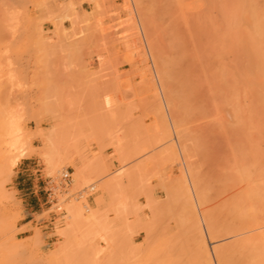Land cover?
Returning <instances> with one entry per match:
<instances>
[{
	"label": "rangeland",
	"instance_id": "obj_1",
	"mask_svg": "<svg viewBox=\"0 0 264 264\" xmlns=\"http://www.w3.org/2000/svg\"><path fill=\"white\" fill-rule=\"evenodd\" d=\"M44 1L0 0V124L12 121L25 151L7 169L8 158L18 152L7 153L8 138L0 135V221L5 208L12 221L0 232V264H189L191 251H195L193 260L189 256L192 264L195 259L202 264V239L212 264L219 263L215 254L219 246L223 248L219 255L226 251L228 260L243 264L254 244V234L249 232L257 233L264 224L242 232L238 225L243 219L236 218L237 225L234 217L226 216L235 213L229 200L234 195L229 198L227 194L231 187L229 192L219 187L229 184L223 185L221 179L234 172L233 162L242 164L241 160L246 162L252 156L246 142H252L253 150L264 149V133L258 132V114L252 113L256 110L254 91L242 96L230 88L233 83L228 84L231 92L222 93L219 87L226 77L239 86L238 73L246 62L238 46L230 52L222 49L218 53L222 56L217 57L222 72L217 71L212 51L220 46L218 31H223L221 4L225 0L215 4L210 0H87L89 7L80 13L67 0L50 18L40 15ZM45 19L51 20V28L43 27ZM63 20L68 21L66 27ZM208 55L215 58L214 69H210L218 72V79L209 69ZM235 94V101L238 97L256 121L248 118L252 124L246 122L249 125L244 127L240 122L230 124H238L244 133L251 129L254 140L246 139L248 133L238 135L243 134L246 141L242 136L237 139L242 141L240 147L246 143L245 155L236 146L237 128L229 130L230 122L223 119L224 109L230 108L225 103L234 104ZM157 120L169 127L161 130ZM254 131L258 132L255 136ZM77 168H84L82 182L76 178ZM65 170L70 181L54 189L57 204L52 203L47 198L49 181L58 182ZM20 173L24 174L19 178ZM110 178L111 188L106 189ZM125 184L127 207L122 195ZM222 190L225 195L218 193ZM203 192L206 198L200 200L205 195H197ZM27 193L33 199L30 210L24 202ZM223 197L230 203L226 205ZM235 199L233 205L238 203ZM70 203L83 206L86 217L92 208L97 209L96 217L72 224L67 232ZM212 213L220 226L210 224L216 221L211 222ZM230 224L231 230L234 225L242 230L236 227V233L230 234ZM180 247L186 248L187 256H180L185 252Z\"/></svg>",
	"mask_w": 264,
	"mask_h": 264
},
{
	"label": "bare ground",
	"instance_id": "obj_2",
	"mask_svg": "<svg viewBox=\"0 0 264 264\" xmlns=\"http://www.w3.org/2000/svg\"><path fill=\"white\" fill-rule=\"evenodd\" d=\"M216 1H219L220 3H221V0H210V2H211V4H215L216 3ZM262 1V0H261ZM261 1H259L258 2V0H225V1H222V2H225L224 4L222 3L221 5H222V7H224L223 9H222V11H223V13H222V11H221V14H222V19L224 20V21H222V22H225V23H222V22H220V24H222L221 26H220V29H223V31L221 30V31H218V32H220V33H218V40L220 41L219 43V45L218 44H216L217 43V41H216V37H215V44H216V47L217 46H219V48H216L217 50L215 51V49L213 48V51H212V54H214V55H212L213 57L215 56V58H213V59H211V57L209 58V55H208V59H207V61H209L210 63L212 62V64H209L208 66H209V69H210V67L212 66V65H214L215 64V62H214V59H215V61L217 62V60H218V56H220L218 53H220L221 52V50L223 49V51H228V52H230V50L232 49H234L235 48V46H236V48H237V46H238V48H239V51L240 52H242L243 54V60L245 59V63H243L242 62V65H241V67L242 68H240V71L239 72H241V69L243 70L242 71V73H238V78L240 79V80H237V82L239 81V86H235V81L233 82V80H232V78H230V77H226L228 80H226V78H224L226 81H224V79H221V80H223V82H221V84L219 83V87H220V90H222L221 92L222 93H224V91L225 90H227V89H229V87H230V85H228V84H232L231 85V87L230 88H234V89H236V91L234 90L233 92H240V94H242V96H244V95H249L250 93H252L253 91H254V93H255V99H256V108H254V109H256V110H252V113H254V115L256 116V114H258L256 117V121L258 122V123H260V127L258 128V132H262V133H264V4H262L261 5ZM209 2V1H208ZM209 2V3H210ZM218 2V3H219ZM220 3L218 4V5H220ZM262 3H264V1H262ZM210 4V5H211ZM260 4V5H259ZM221 5L220 6H218V8H221ZM223 24H224V26H223ZM223 26V27H222ZM222 27V28H221ZM214 34H216V33H214ZM215 36V35H214ZM213 38V37H212ZM211 38V39H212ZM213 42V43H214ZM215 44H213V46L212 47H214V45ZM225 48V49H224ZM226 48H227V50H226ZM216 52V53H215ZM211 53V52H210ZM221 53H223V52H221ZM224 55V54H223ZM222 56V55H221ZM220 56V57H221ZM245 57V58H244ZM248 57V58H247ZM161 58V57H160ZM210 59L212 60V61H210ZM166 62V61H165ZM209 62H207V63H209ZM220 62V61H219ZM166 63H168V62H166ZM214 63V64H213ZM218 63V62H217ZM217 63H216V65H217ZM222 63V62H221ZM224 63V62H223ZM222 63V64H223ZM245 64V65H244ZM170 65V64H169ZM165 66V65H164ZM187 66V65H186ZM224 66V65H223ZM183 67V66H182ZM188 67V66H187ZM214 66H212V68H213ZM219 67V68H218ZM212 68L210 69L211 71H212ZM217 68H218V72H222V67L220 66V63H218V66H217ZM221 68V69H220ZM224 68V67H223ZM164 67H163V69H162V67L160 68V70H163V73L165 72L164 71ZM167 69V71H168V67L166 68ZM171 69L172 68H170V71H171ZM214 69V68H213ZM173 70V69H172ZM225 70V69H224ZM174 71H175V69H174ZM173 71V72H174ZM214 71V70H213ZM212 71V72H213ZM216 71V74H214V72H213V76L215 77L214 79H218V72ZM169 72V71H168ZM172 72V71H171ZM211 72V73H212ZM176 73V72H175ZM223 74H226V73H224V71H223ZM239 74H241V75H239ZM217 75V76H216ZM227 75V74H226ZM167 76V75H166ZM221 76V75H220ZM228 76V75H227ZM241 78H240V77ZM162 77H164V76H162ZM168 78V77H167ZM237 78V79H238ZM164 79V81L166 80L165 78H163ZM220 79H219V81H220ZM234 79V78H233ZM230 80V81H229ZM231 80H232V82H231ZM236 80V79H235ZM183 81V80H182ZM228 81V82H227ZM227 82V84H225V85H227V86H225L224 85V83H226ZM230 82V83H229ZM222 84H223V86L226 88V89H224V87H221L222 86ZM253 84V85H252ZM221 85V86H220ZM228 87V88H227ZM224 89V90H223ZM232 91V89H229L228 91ZM239 90V91H238ZM154 91H156V90H154ZM230 91V92H231ZM253 93V94H254ZM175 94V95H174ZM173 95L176 97L177 96V94L176 93H174ZM227 94V93H226ZM224 95L225 94H223L221 97H223V99H224ZM231 95H233L232 93H231ZM172 96V95H171ZM174 96H172L171 97V99L172 98H174ZM227 96V95H226ZM234 96V95H233ZM228 97H229V95H228ZM228 97H226V99L228 98ZM170 98V97H169ZM168 98V99H169ZM236 99V94H235V97H233V99H232V102H234V104H228L229 102H227V104L225 103V105L226 106H228V107H230L228 110L227 109H224V112H223V119H227L228 121H226L227 123L228 122H230L229 123V125L232 123V124H234L233 122H235V123H238V124H240L241 123V125H242V127H244V125H249V124H246V122L248 123H250V124H252V122H250L249 120H248V118H250V120L251 121H253L254 120V117L249 113V112H247V113H249V116L251 115V117H253V118H251V117H249L248 116V114L245 112V108L243 107V105L240 103L241 102V100H238V97H237V100L235 101V99ZM246 98V97H245ZM228 100V99H227ZM229 100L231 101V99L229 98ZM228 100V101H229ZM157 102V101H156ZM224 102V101H223ZM235 102H239L240 104H238V103H235ZM158 104V103H157ZM156 104V107L158 106ZM161 103H159V105H160ZM236 104H238L237 106L239 107V109L237 108V106H236ZM225 106V107H226ZM241 106V107H240ZM159 107V106H158ZM161 107H162V105H161ZM224 107V106H223ZM237 110H236V109ZM241 108V109H240ZM158 108H156V110H157ZM231 109V110H230ZM236 110V111H232V110ZM161 110H163V109H161ZM225 110H227V111H225ZM239 110V112H237ZM241 110V111H240ZM229 111V112H228ZM247 111V110H246ZM254 111H257V113L256 112H254ZM226 112V113H225ZM230 112H233V115H230L229 113ZM237 112V113H236ZM158 113H159V109L157 110V112H156V115H158ZM238 113H240L239 115H238ZM243 113V114H242ZM227 114H229V115H227ZM245 114V115H244ZM165 115V114H164ZM226 116V117H225ZM231 116V118L229 119V117ZM234 116V117H233ZM237 118H236V117ZM177 117H178V115H176V120H177ZM181 116L179 115V119H181L180 118ZM158 118H160L159 117V115H158ZM157 118V119H158ZM233 118V119H232ZM237 119L236 121H235V119ZM163 119V118H162ZM258 119V120H257ZM160 120V119H159ZM176 120H175V122H176ZM231 120V121H230ZM232 120H234V121H232ZM158 121V120H157ZM255 121V120H254ZM253 121V122H254ZM255 121V122H256ZM10 122H12V121H3L1 124H0V135H5L6 136V138H8V139H5V142H6V147H5V151L8 153V152H18V154H16V155H13L12 157H9L8 158V163L6 164V168L7 169H11L12 167H13V165L14 164H16V162H17V160L19 159V157H22L24 154H25V151H24V149L22 148V146H21V144H19V141H18V138L16 137V131L18 130L16 127H14V125H12V123H10ZM165 122V121H164ZM178 122V121H177ZM226 122H224V123H226ZM240 122V123H239ZM158 123H160V121H158ZM162 123H163V121H162ZM162 123H160V126L162 127V125H163V129L159 126V128L161 129V130H165V129H167V127H169V126H166V124H165V126H166V128H164L165 126H164V124H162ZM257 123V124H258ZM176 124V123H175ZM237 124V126L236 125H230V127H229V125H227V128L230 130V128H232L231 130H234V128H237L238 129V131H237V129H236V135L238 136L240 133H244V131L242 132V131H240V127H239V125ZM256 124V123H255ZM178 125V124H177ZM226 125V124H225ZM176 126V125H175ZM256 126V125H255ZM169 129V128H168ZM249 129V128H248ZM245 129V132L246 131H248V132H246V133H244L245 135H247V133H248V136H245L246 137V139L247 140H249V138L251 137H253L251 134L252 133H250L251 132V129ZM255 129V128H254ZM254 129H252V130H254ZM168 131V130H167ZM227 132H228V130H227ZM253 132V131H252ZM255 132L256 131H254V133H253V135L255 136ZM258 132H256V133H258ZM162 133V132H161ZM164 134H166L165 132H163ZM162 133V134H163ZM170 133V132H169ZM261 133V134H262ZM232 135H234L235 136V134L232 132L231 133ZM243 135V134H242ZM242 135H240V136H242ZM250 135V136H249ZM240 136H238V137H236V146H238L239 147V151L241 152H239V151H237V152H239L240 153V155H242L243 153H242V149H244V148H246L247 146L249 147V148H251L252 150H251V152L253 153V154H251V152H250V150L248 151V153H250L249 154V156L250 155H252V156H250L251 158H253V159H250V157H247L248 159H246V162L244 161V160H241V162H242V164L240 165L239 164V161H238V164L237 163H235V162H233L232 164V166H235V168L233 169V171L235 172V173H237V175L238 176H236V174H230L229 176H231L229 179L227 178V177H229V176H227L226 178L225 177H223L222 179H221V181H224V183H223V185L225 184V183H228L229 182V184H225L226 185V187H224V188H221V184H222V182L221 181H219V184H218V186H220L219 188V190H221V189H225L226 190V192H229V193H227L228 195H229V198H230V196H232V195H234V196H232L229 200H230V202L228 201V199H227V201L230 203V205L233 207V206H235L234 207V211H235V213H232L231 215H226L227 216V218L230 216V218H233V220H235L236 218H238V219H240L241 218V223L240 222H236V220H235V222L237 223V225L238 226H240V225H242V229H243V231L242 232H244V231H246L245 229L247 228V230L249 231V229L248 228H255V226H256V228H258V227H260L262 224H264V152H262V150H264V149H259V150H253L254 148H252L253 147V144H252V142H250V141H248V142H246V143H250V144H252V146L250 145V144H248L247 146L245 145L246 143H242V145L243 146H239V144H241L240 143V141L238 142L237 141V139H239V137ZM261 136V135H260ZM260 136L258 137V138H260ZM262 136H264V134H262ZM170 137V136H169ZM243 137V136H242ZM244 138V137H243ZM242 138V139H243ZM251 138H250V140H251ZM255 138V137H254ZM168 139V138H167ZM246 139L244 138V141H246ZM253 139V138H252ZM262 139H264V137H262ZM261 139V140H262ZM254 140V139H253ZM171 141V140H170ZM242 142V141H241ZM170 144H172V143H170ZM246 147H245V146ZM172 147V146H171ZM248 148V149H249ZM188 150H189V148H187ZM238 149V148H237ZM247 149V148H246ZM257 149V148H256ZM262 152V153H260V152ZM255 152H259V153H255ZM245 154H246V152H245ZM245 154H243V155H245ZM55 155H53L52 156V160H54V162H55V159L53 158ZM256 156V157H255ZM243 157V156H242ZM255 158V159H254ZM243 159H245V157H243ZM249 160V161H248ZM81 161V160H80ZM86 161H88V160H86ZM84 163V162H83ZM82 164V163H81ZM85 164V163H84ZM239 165V166H238ZM85 167L87 166V164H85L84 165ZM88 167V166H87ZM86 167V168H87ZM85 168V169H86ZM90 168V167H89ZM237 168V169H236ZM78 169V168H77ZM84 169V168H83ZM83 169L82 168H79L78 170H76L77 171V173H76V178H77V180H82L83 179ZM87 170H89V169H87ZM237 170H238V172H237ZM126 173H127V171H125ZM194 174V173H193ZM192 174V176H194ZM234 175V176H233ZM237 178H236V177ZM182 177V176H181ZM197 177V176H196ZM235 177V178H234ZM225 178V179H224ZM219 179V178H218ZM224 179V180H223ZM232 179H234L233 181H231ZM183 180H184V178H183ZM226 180V181H225ZM228 180V181H227ZM240 180V181H239ZM243 182H242V181ZM112 181H113V178H110V179H108L107 181H106V183H107V185H105L106 186V189H108V188H111V185H112ZM181 181V180H180ZM199 181V180H198ZM218 181V180H217ZM82 182V181H81ZM195 182V181H194ZM216 182V181H215ZM221 182V183H220ZM239 182V183H238ZM80 183V182H79ZM183 183V182H182ZM181 183V184H182ZM186 182H185V180H184V184H185ZM234 183V184H233ZM242 185H241V184ZM180 184V183H179ZM203 184V183H202ZM239 184V185H238ZM178 185V184H177ZM176 185V186H177ZM187 185V184H186ZM209 185V184H208ZM228 185H230V186H228ZM107 186H110V187H108L107 188ZM124 187H123V189L125 188V186H126V189H124V191L122 190V195L124 196L123 197V201H124V207H127L128 206V203H129V199H128V195L129 194H127L126 195V193H128L127 191V184H125V185H123ZM175 186V187H176ZM188 186V185H187ZM200 186V185H199ZM207 186V185H206ZM205 185H204V187H206ZM217 186V187H218ZM174 187V188H175ZM203 187V189H206V188H204ZM208 187V186H207ZM223 187V186H222ZM231 187V188H230ZM209 188V187H208ZM207 188V189H208ZM227 188H230L231 190H229V189H227ZM232 188H233V192H231L232 191ZM176 189H178V188H175L174 190H176ZM179 189H181V187L179 188ZM203 189H201V191L203 190ZM125 190H127V191H125ZM225 190H222V192L220 191H218V193H224V191ZM229 190V191H228ZM200 191V192H201ZM216 192H217V190H215ZM236 191V192H235ZM238 191V192H237ZM124 192V193H123ZM180 192H181V190H180ZM206 192V191H205ZM207 192H209L208 190H207ZM207 192H206V194H207ZM225 192V193H226ZM235 192V193H234ZM225 193H224V195H225ZM197 193H195V195H196ZM200 194V193H199ZM232 194V195H231ZM201 195L202 196H204L205 195V193L203 192V194H200V195H197V198H198V196H200L201 197ZM209 195V194H208ZM219 195V194H218ZM221 195V194H220ZM235 195H237V197L235 196ZM209 197V196H208ZM228 197V196H227ZM236 199H235V198ZM99 198L101 199V201H102V198L99 196ZM99 198H97V199H99ZM204 198H206V195L204 196V197H201L200 198V200L201 199H203V200H205ZM225 197H223V200H224V202H225V204L227 205L228 204V202H226L225 201V199H224ZM232 198H233V200L235 199V201L236 202H238L237 204L236 203H234V201H233V203H234V205L232 204ZM191 199V198H190ZM222 200V201H223ZM190 201H192L193 202V200H190ZM199 201V200H198ZM209 201V200H208ZM244 201V202H243ZM247 203H246V202ZM71 202H74V201H71ZM191 203V202H190ZM202 203H203V201H202ZM204 203H205V201H204ZM222 203V202H221ZM220 203V204H221ZM240 203V204H239ZM244 203V204H243ZM79 204H80V202H79ZM192 205V203L190 204V206ZM225 205V206H226ZM229 205V206H230ZM242 205H243V207H242ZM80 206L81 205H78L77 203H70L69 205H68V207H67V209H66V211H67V214H68V216L70 217V222H69V226L67 227V232H69V231H71L72 230V224H78L80 221H84V222H87V221H89V220H92L94 217H96L95 216V214L97 213V209H95L94 210V208H92L91 209V211L89 212V214L87 215V217L86 216H83V214H82V208H83V206L80 208ZM86 206V205H85ZM84 206V207H85ZM189 206V207H190ZM193 206V205H192ZM191 206V207H192ZM221 206H223V205H221ZM230 206V207H231ZM241 206V207H240ZM249 207V208H247L248 210H247V212L245 211L246 210V207ZM190 207V208H191ZM227 207V206H226ZM230 208V209H233V208ZM237 207H239V209H237ZM193 208V207H192ZM221 208H223V207H221ZM216 209H217V207H216ZM227 209V208H226ZM237 209V210H236ZM245 209V210H244ZM93 210V211H92ZM218 210V209H217ZM239 210H240V212H242V213H240L239 212ZM84 211V210H83ZM101 211V210H100ZM213 211V210H212ZM212 211H210V212H212ZM220 211V210H219ZM223 211V210H222ZM229 210H227V212H228ZM194 212H195V210H194ZM221 212V211H220ZM230 212V211H229ZM232 212H233V210H232ZM236 212H238V214H236ZM206 213V212H205ZM216 214H218V212H215ZM231 213V212H230ZM6 214H7V209L5 208V210H3V214H2V217H1V221H0V232H3V231H6V229L8 228V227H10L11 225H12V221H11V219H10V217H6ZM208 214V213H207ZM222 214V213H221ZM221 214H220V216H221ZM236 214V215H235ZM244 214V215H243ZM195 215H196V213H195ZM210 215V213L208 214V216ZM236 217H235V216ZM211 216V215H210ZM213 216H215V217H213ZM225 216V215H224ZM223 216V217H224ZM226 216L224 217V219H226ZM238 216H242V217H238ZM213 217V218H212ZM212 221L211 222H213L214 220H216V219H214V218H216V217H218L217 215H215L214 213H212ZM197 218V217H196ZM208 220H209V218H207ZM223 218H221V220H222ZM195 220V219H194ZM197 220H198V218H197ZM220 220V221H221ZM229 221H231V220H229ZM237 221H239V220H237ZM219 221L218 220H216L214 223H210L211 225L212 224H216L217 223V225L218 226H220L219 225V223H218ZM228 222V221H227ZM234 222V221H233ZM235 222L234 223H232V224H235ZM192 223H193V221H192ZM195 223V222H194ZM197 223L198 222H196L195 224H196V226H198L199 225V223H198V225H197ZM208 223V222H207ZM225 223V222H224ZM262 223V224H261ZM194 224V225H195ZM209 224V225H210ZM225 224H227V223H225ZM228 224H229V222H228ZM227 224V225H228ZM193 225V224H192ZM193 225V226H194ZM208 225V226H209ZM210 225V226H211ZM237 225H234L235 226V228L237 227ZM259 225V226H258ZM196 226H195V228H196ZM209 226V227H210ZM215 226V225H214ZM208 227V228H209ZM216 227V226H215ZM215 227H213L212 226V228H215ZM222 228H223V230H224V224H222V226H221ZM226 228L228 227V226H225ZM218 227H216L215 229H217ZM221 228V229H222ZM228 228H230L229 229V233L230 234H232V231L235 229H233V230H231L232 228H231V224H230V226L228 227ZM238 228V229H237ZM236 229L237 230H239V232L242 230V229H240L241 227H237ZM245 228V229H244ZM197 229V228H196ZM200 229V228H199ZM211 229V228H210ZM209 229V230H210ZM236 229L234 230V231H236ZM212 230V229H211ZM220 230V229H219ZM226 230V229H225ZM253 230V229H252ZM264 231V229H262V227L259 229L258 228V230H256L257 231V233L255 232V230H253L254 231V233L252 232V231H250L249 233L250 234H254V235H251V237H253L254 236V240H253V249H252V252H251V254H248V256H247V258L249 259L248 261L247 260H245V259H247V258H245L244 259V262L246 261V263H244L243 262V264H264V232H262V231ZM197 231H199V230H197ZM221 231V230H220ZM234 231H233V233H234ZM200 232V231H199ZM210 232V231H209ZM223 232V233H222ZM221 232V234H219V235H223L224 234V231H222ZM238 231H237V233H239ZM241 232V233H242ZM217 232L215 231L214 232V235L216 234ZM220 233V232H219ZM227 233H228V231H227ZM229 233H228V235H229ZM236 233V232H235ZM234 233V234H235ZM249 233H248V235H249ZM211 234H212V236H213V231L211 232ZM247 234V233H246ZM217 235V234H216ZM225 236V235H224ZM241 236V235H240ZM216 237V236H215ZM251 237H250V235H249V238H250V241L253 239H251ZM204 238V237H203ZM238 238H239V235H238ZM241 238H242V236H241ZM243 238H246L245 237V234L243 235ZM191 239V238H190ZM190 239L188 240V239H186V240H188V241H190ZM194 239V237H192V239H191V241ZM203 240V242H201V243H205V240L204 239H202ZM247 240H248V242H247ZM190 241V242H191ZM196 241V240H195ZM239 241L241 242V239H239ZM247 243H249V239H248V237L246 238V240H245ZM240 242H238V243H240ZM242 242H244L243 241V239H242ZM129 243V242H128ZM127 243V244H128ZM194 243V240L192 241V244ZM245 243V242H244ZM244 243H241L242 244V246H243V244ZM188 244H189V242H188ZM202 244V246H204L205 248H206V243L203 245ZM234 244V243H233ZM129 245V244H128ZM185 245V244H184ZM248 245V244H247ZM133 246V245H132ZM194 246V245H193ZM232 246V245H231ZM251 246V247H252ZM126 248L127 247H129V246H125ZM204 247H201V249H202V254H201V261H202V264H212V260H210V258H211V256L209 257V254H208V252H206V250H203V249H205ZM219 247H221V246H219ZM219 247H217V249H219L218 251H219V253H218V251L217 250H215V254H218V256H219V261H218V259H217V261L216 262H219V263H217V264H232V260L229 258V260L225 257V253H227L226 251H225V253H224V251H222L223 253H222V255H219V254H221V250L223 249H220ZM224 247V249H225V246H223ZM236 247V246H235ZM244 247V246H243ZM126 248H124V249H126ZM194 248H195V246H194ZM228 248V247H227ZM227 248H226V250H227ZM183 250V247H180L178 250ZM207 249V248H206ZM242 249V248H241ZM127 250H129V249H127ZM127 250H124V251H127ZM229 250V249H228ZM232 249L230 248V250H229V252L231 251ZM235 250H238V248L237 249H235ZM183 251H185L184 253H183ZM183 251H180V253H183L182 255L180 254V256H187V255H184L185 253H187V250H186V248L184 247V250ZM200 251V250H199ZM234 250H232V252H233ZM244 251V250H243ZM128 252V251H127ZM190 252V251H189ZM195 251H191L190 253H189V256H194L195 255V253H194ZM228 252V253H229ZM236 252V251H235ZM240 252V251H239ZM245 252V251H244ZM247 252H249V251H247ZM249 252V253H250ZM192 253H194V255L192 254ZM200 253H201V251H200ZM237 253V252H236ZM188 254V253H187ZM191 254V255H190ZM230 254H232L231 252H230ZM233 254H235V253H233ZM245 254V253H244ZM251 255V256H250ZM189 256H188V259L190 260H187L186 259V257H184V260L186 261V262H189V264H190V262L195 258V256L194 257H192V260L189 258ZM236 256V255H235ZM235 256H232V257H235ZM239 256V255H238ZM124 257H126V256H124ZM237 258V257H236ZM238 259V258H237ZM126 260H127V257H126ZM181 260L183 261V259L181 258ZM243 260V259H242ZM198 261V260H197ZM196 261V259H195V262H196V264H198V262ZM235 261V260H234ZM194 261H192L191 262V264L193 263ZM242 262V261H241ZM183 264H184V262H182ZM235 263H238L239 264V262L237 261V262H235ZM188 264V263H187ZM233 264H234V262H233ZM242 264V263H241Z\"/></svg>",
	"mask_w": 264,
	"mask_h": 264
},
{
	"label": "crops",
	"instance_id": "obj_3",
	"mask_svg": "<svg viewBox=\"0 0 264 264\" xmlns=\"http://www.w3.org/2000/svg\"><path fill=\"white\" fill-rule=\"evenodd\" d=\"M75 4L74 9L76 11H78L79 13L82 12L83 10L86 11V7H89V3L87 0H72ZM68 1L67 0H45L44 1V6L40 9V15L44 16V17H51L55 12L60 10V7L63 5H67ZM62 25L63 27H66L68 25V21L67 20H63L62 21ZM52 23L50 19H45L44 23H43V27H48L51 28ZM24 170H20V172H23ZM22 174L24 173H20L19 178L22 177ZM22 189V188H21ZM25 189H28V186H26ZM27 197H24V202L25 205L27 206V209L30 210L32 209V203H33V199L32 197L29 195V193H27Z\"/></svg>",
	"mask_w": 264,
	"mask_h": 264
},
{
	"label": "built area",
	"instance_id": "obj_4",
	"mask_svg": "<svg viewBox=\"0 0 264 264\" xmlns=\"http://www.w3.org/2000/svg\"><path fill=\"white\" fill-rule=\"evenodd\" d=\"M56 181H58V182L49 181V185L47 188V190H48L47 198H50V200L53 201L52 203H55V204H57V197L54 196V189H56L58 186L63 188L70 181L69 173L67 172V170L62 171L60 173V179L56 180Z\"/></svg>",
	"mask_w": 264,
	"mask_h": 264
}]
</instances>
